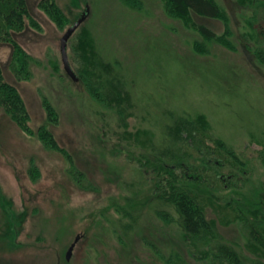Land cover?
I'll use <instances>...</instances> for the list:
<instances>
[{
  "label": "rangeland",
  "instance_id": "rangeland-1",
  "mask_svg": "<svg viewBox=\"0 0 264 264\" xmlns=\"http://www.w3.org/2000/svg\"><path fill=\"white\" fill-rule=\"evenodd\" d=\"M39 1L28 0L37 28L16 37L32 59L24 78L10 70L13 47L0 44L4 78L20 93L33 130L27 135L0 114V264H164L162 256L174 253L187 264H227L207 254L215 242L264 262L245 228L264 236V62L255 54L261 2L215 0L223 19L208 20L172 15L165 0H55L60 28ZM86 5L89 16L68 41L69 63L77 76L89 74L90 63L115 66L141 102L123 124L63 70L59 40ZM193 23L219 41L203 39ZM43 98L56 124L46 122ZM42 125L72 167L41 143ZM173 186L214 224V240H191L161 219L171 212Z\"/></svg>",
  "mask_w": 264,
  "mask_h": 264
},
{
  "label": "trees",
  "instance_id": "trees-1",
  "mask_svg": "<svg viewBox=\"0 0 264 264\" xmlns=\"http://www.w3.org/2000/svg\"><path fill=\"white\" fill-rule=\"evenodd\" d=\"M165 1L167 9L172 15L188 18L195 16L200 19L208 20L223 19V12L215 0ZM259 1L262 5L260 10V13H262L260 22L263 23V25H258L256 27L258 36L262 39L259 42L261 44H259V50H256L255 54L257 58L262 61L264 59V0ZM38 5L39 9L53 18L60 28L64 26L63 12L58 8L55 0H40ZM258 8L259 7L256 9ZM27 27L37 28V22L33 20L29 12L28 0H0V44H10L13 47V58L10 63V70L17 80L25 77L29 59L32 60L29 55L21 50L16 42V37L21 35ZM193 27L203 39L219 41L220 37L208 26L200 23H193ZM83 43L84 42H81L82 45ZM262 62H264V60ZM99 64L96 63L95 66L90 63V66H87L90 73L77 76L78 82L85 86L88 94L96 104H102L104 106L103 108H109V110L113 109V111L117 112L116 115L119 122H125L128 116H132L134 106L137 107V105L134 104L136 97L133 101V97H131L126 91L125 85L114 73V71H117L115 66L109 64V62L107 64L105 63L107 70L104 71L101 66H98ZM136 100L139 106H141L140 100ZM43 108H45L46 122L56 124V112L52 104L46 98H43ZM0 114L7 116L23 133L27 135L33 134V130L30 127V115L27 111L26 105L17 88L5 80L1 64ZM36 133L39 140L46 148L60 153L62 152L72 167L71 158L66 151L59 146L53 134L45 125L40 126ZM156 144H158V142ZM157 151L159 152L160 150L158 149ZM160 154L162 157H165V154L167 153H165V151H160L158 156H160ZM168 202L171 212L161 213L163 220L167 221V223L173 222L178 230L184 235H187L191 240L196 241L207 238L214 240L216 238L214 224L206 218L202 209L196 205L193 199L184 190L178 186L171 187L168 194ZM245 228L249 239H252L251 241L264 251V236L249 223H246ZM207 254L210 257L222 260L227 264H264V262L257 259H250L242 256L234 247L221 242H215L213 244L209 243ZM161 261L164 264H187L177 253H174V255H168L166 258L162 256Z\"/></svg>",
  "mask_w": 264,
  "mask_h": 264
},
{
  "label": "water",
  "instance_id": "water-1",
  "mask_svg": "<svg viewBox=\"0 0 264 264\" xmlns=\"http://www.w3.org/2000/svg\"><path fill=\"white\" fill-rule=\"evenodd\" d=\"M88 16H89V6L86 5L82 13L79 15V17L65 30L64 34L59 40V52H60L61 62L63 65V70L73 82H78V77L69 63V59L67 55L68 41L73 36L75 31L85 22ZM78 238L79 237H76L74 242L68 248L66 253V259H69V257L71 256L72 250ZM56 264H60L59 258Z\"/></svg>",
  "mask_w": 264,
  "mask_h": 264
},
{
  "label": "bare ground",
  "instance_id": "bare-ground-1",
  "mask_svg": "<svg viewBox=\"0 0 264 264\" xmlns=\"http://www.w3.org/2000/svg\"><path fill=\"white\" fill-rule=\"evenodd\" d=\"M78 5V4H77ZM39 6V5H38ZM39 8V7H38ZM260 8H261V6H260ZM254 9V8H253ZM260 10V9H259ZM223 12V11H222ZM258 12V11H257ZM255 13V12H254ZM168 15V14H167ZM257 15V14H256ZM253 17V16H252ZM249 18V17H248ZM251 18V17H250ZM50 19V18H49ZM264 19V18H263ZM229 20V19H228ZM250 20V19H249ZM254 20H256V19H254ZM257 23V22H256ZM231 24V23H230ZM248 27V26H247ZM248 29V28H247ZM251 29V28H250ZM252 32H253V30H252ZM248 34V33H247ZM251 35V34H250ZM229 36V35H228ZM252 37V36H251ZM256 37V36H255ZM212 38V37H211ZM257 39V38H256ZM260 39H262V38H260ZM214 41V40H213ZM259 42V41H258ZM201 43V42H200ZM256 43V42H255ZM209 44V43H208ZM260 44V43H259ZM210 45V44H209ZM246 45V44H245ZM199 46V45H198ZM202 46H204V45H202ZM196 48V47H195ZM261 48V47H260ZM202 50H204V49H202ZM259 50V49H258ZM205 51V50H204ZM253 52V51H252ZM208 53V52H207ZM258 54V53H257ZM256 58V57H255ZM261 58V57H260ZM264 60V59H263ZM262 60V61H263ZM260 63V62H259ZM117 64V63H116ZM87 87V86H86ZM91 94V93H90ZM93 96V95H92ZM111 96H113V95H111ZM111 96H110V99H111ZM116 96V95H115ZM118 98V97H117ZM48 100V99H47ZM98 100V99H97ZM96 100V101H97ZM115 100H116V98H115ZM119 100V99H118ZM109 101V100H108ZM102 102V101H101ZM103 102H104V100H103ZM102 102V103H103ZM115 103V102H114ZM98 104V103H97ZM117 104V103H116ZM46 105H48V104H46ZM109 105V104H108ZM104 106H102V108H103ZM120 107V106H119ZM114 108V107H113ZM45 109V108H44ZM109 109V108H108ZM113 110V109H112ZM116 110V109H115ZM120 111H121V109H120ZM123 112V111H122ZM123 114H125V113H123ZM131 114V113H130ZM109 115V114H108ZM190 116V115H189ZM100 117H101V115H100ZM125 117V116H124ZM123 117V118H124ZM122 118V117H121ZM205 119V118H204ZM57 121V120H56ZM55 121V122H56ZM103 121V120H102ZM50 122H51V120H50ZM116 122V121H115ZM124 122V121H123ZM123 122H122V124H123ZM126 122V121H125ZM52 123V122H51ZM45 124V123H44ZM106 126V125H105ZM56 127V126H55ZM117 127V126H116ZM153 133V132H152ZM195 140V139H194ZM153 142V141H152ZM151 144V143H150ZM149 144V145H150ZM169 144V143H168ZM171 145V144H170ZM216 145V144H215ZM138 146V145H137ZM167 146V145H166ZM175 146V145H174ZM135 147V146H134ZM119 148V147H118ZM145 148V147H144ZM68 150V149H67ZM161 150V149H160ZM164 150V149H163ZM168 150V149H167ZM174 150V149H173ZM65 151H66V148H65ZM164 151H166V150H164ZM163 151V152H164ZM70 152V151H69ZM160 152V151H159ZM171 152V151H170ZM62 153V152H61ZM175 153V152H174ZM153 154V153H152ZM173 154V153H172ZM207 154V153H206ZM216 154V153H215ZM161 155V154H160ZM164 155V154H163ZM166 155V154H165ZM170 155V154H169ZM211 155V154H210ZM228 155V154H227ZM68 156V155H67ZM208 156V155H207ZM218 158V157H217ZM165 160V159H164ZM214 161V160H213ZM175 162V161H174ZM179 162V161H178ZM183 162V161H182ZM185 162V161H184ZM210 163V162H209ZM190 164V163H189ZM188 164V165H189ZM229 164V163H228ZM149 166V165H148ZM178 166V165H177ZM179 167V166H178ZM207 167V166H206ZM188 168V167H187ZM153 169V168H152ZM161 170H162V168H161ZM205 170V169H204ZM182 172V171H181ZM148 174V173H147ZM215 174V173H214ZM195 175V174H194ZM36 178V177H35ZM34 178V179H35ZM217 178V177H216ZM171 181V180H170ZM182 183V182H181ZM169 184V183H168ZM182 185H184V184H182ZM228 185V184H227ZM170 186V185H169ZM189 186V185H188ZM197 186V185H196ZM201 190H203V189H201ZM190 191V190H189ZM205 191V190H204ZM165 192V191H164ZM163 193V192H162ZM160 194V193H159ZM199 194V193H198ZM201 194V193H200ZM163 195V194H162ZM154 197V196H153ZM153 199V198H152ZM162 199V198H161ZM157 200V199H156ZM162 201V200H161ZM166 201V200H165ZM162 203H164V202H162ZM166 203V202H165ZM169 205V204H168ZM247 205V204H246ZM254 206V205H253ZM260 206H261V204H260ZM225 216V215H224ZM162 219V218H161ZM163 221V220H162ZM248 240H250V239H248ZM252 240V239H251ZM231 244V243H230ZM258 256V255H257ZM246 262V261H245ZM253 262V261H252ZM258 263V262H257ZM251 264V263H250Z\"/></svg>",
  "mask_w": 264,
  "mask_h": 264
}]
</instances>
